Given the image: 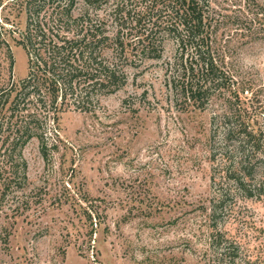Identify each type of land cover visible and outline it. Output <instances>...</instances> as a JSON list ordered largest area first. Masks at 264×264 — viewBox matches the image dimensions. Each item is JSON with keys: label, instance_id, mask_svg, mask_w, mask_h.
Here are the masks:
<instances>
[{"label": "rangeland", "instance_id": "obj_1", "mask_svg": "<svg viewBox=\"0 0 264 264\" xmlns=\"http://www.w3.org/2000/svg\"><path fill=\"white\" fill-rule=\"evenodd\" d=\"M227 1L216 4L232 10ZM238 1L259 31L235 40L236 79L248 88L241 101L214 98L205 110L175 103L165 85L163 63L174 53L167 43L162 60L148 61L142 72L129 69L127 85L101 97L95 111L62 113L57 135L45 146L33 138L23 149L33 203L19 215L8 205L0 209V264H212L210 215L224 173V118L264 129V0ZM1 12L7 10H0V24ZM25 21L22 14L14 23L23 29ZM16 35L8 38L12 70L0 50V86L28 73ZM227 189L219 231L238 253L223 264H264V194L247 199ZM90 204L102 215L99 226L84 213Z\"/></svg>", "mask_w": 264, "mask_h": 264}, {"label": "trees", "instance_id": "obj_2", "mask_svg": "<svg viewBox=\"0 0 264 264\" xmlns=\"http://www.w3.org/2000/svg\"><path fill=\"white\" fill-rule=\"evenodd\" d=\"M216 3L217 0L0 2V10H7L4 15L1 12L0 50L6 49L12 70L14 57L8 38L17 33L13 40L28 59L24 79L0 86V209L8 205L19 215L33 203L26 192L28 165L23 157V149L31 139L38 138L45 146L49 136L57 135L62 113L95 111L94 103H100L101 97L127 85L129 69L142 72L148 61L162 60L167 43L173 44L174 53L163 63L165 85L175 103L205 110L214 98L227 96L230 101L240 102L242 92L248 88L240 87L236 79L235 40L259 31H252L245 8L237 7L240 1H227L232 10L220 9ZM108 6L111 11L103 18L99 11ZM22 14L26 21L20 29V23L15 25L14 21ZM6 24H11L14 31H8ZM259 24L264 34L263 20ZM225 29H233L234 36L227 35ZM224 120L226 143L220 153V170L224 173L217 183L219 205L212 207L210 215L212 264H223L227 258L234 260L238 253L235 242L219 231L225 186L247 199L264 194V129L257 130L251 122L238 121L236 117ZM216 136H212V142ZM217 150L212 145V152ZM216 156L212 155L213 161L218 160ZM84 213L91 225L102 224V215L93 204L87 205Z\"/></svg>", "mask_w": 264, "mask_h": 264}]
</instances>
